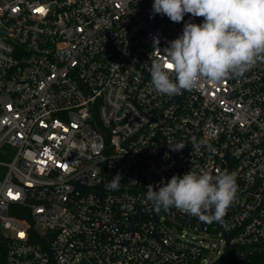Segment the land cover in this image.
I'll return each mask as SVG.
<instances>
[{"label": "built area", "instance_id": "1", "mask_svg": "<svg viewBox=\"0 0 264 264\" xmlns=\"http://www.w3.org/2000/svg\"><path fill=\"white\" fill-rule=\"evenodd\" d=\"M152 5L0 0V264H264V63L159 94L154 39L203 18ZM201 169L235 174L223 224L146 199Z\"/></svg>", "mask_w": 264, "mask_h": 264}, {"label": "clouds", "instance_id": "2", "mask_svg": "<svg viewBox=\"0 0 264 264\" xmlns=\"http://www.w3.org/2000/svg\"><path fill=\"white\" fill-rule=\"evenodd\" d=\"M152 13L174 23L182 22L186 14L203 18L200 24L185 23L163 55L159 39H154L153 49L160 55L151 63L150 83L159 94L178 95L198 88L202 81L216 86L264 63V0H153ZM184 147L180 142L171 149ZM121 179L117 173L107 187L118 189ZM147 189L146 199L157 212L175 207L209 224H223L237 194L234 173L214 175L203 169L173 175L158 190L152 185Z\"/></svg>", "mask_w": 264, "mask_h": 264}]
</instances>
